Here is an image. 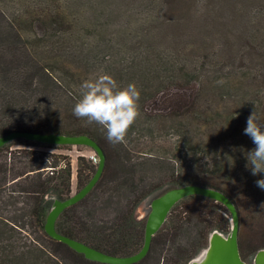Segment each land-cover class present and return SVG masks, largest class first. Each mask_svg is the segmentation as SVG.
Wrapping results in <instances>:
<instances>
[{
	"label": "trees",
	"instance_id": "trees-1",
	"mask_svg": "<svg viewBox=\"0 0 264 264\" xmlns=\"http://www.w3.org/2000/svg\"><path fill=\"white\" fill-rule=\"evenodd\" d=\"M32 1L35 10L24 5V14L0 27V136L15 129L88 134L106 156L96 183L61 211L56 230L128 256L144 242L146 215L137 216L138 205L155 191L199 184L222 190L236 204L243 259L264 248V190L256 183L264 173L254 176L246 167L255 145L244 133L254 111L264 125L261 39L252 38L245 62L237 63L216 49L198 55L206 45L185 50L162 39L158 27L177 14L178 0H143L161 7L138 24L118 9L97 8L96 0ZM69 2L76 9L67 8ZM37 23L43 32L32 28ZM105 59L109 64L100 71L121 85L135 82L141 93L139 116L118 144L108 142L100 125L73 115L80 85ZM145 137L150 143L143 148ZM72 146L22 137L0 146V264H111L86 258L44 228L53 200L72 194L71 160L54 150ZM96 168L88 155L76 157V190ZM230 217L222 202L188 195L171 208L147 253L130 264H188L213 230L229 231ZM29 232L38 234L30 238Z\"/></svg>",
	"mask_w": 264,
	"mask_h": 264
},
{
	"label": "rangeland",
	"instance_id": "rangeland-1",
	"mask_svg": "<svg viewBox=\"0 0 264 264\" xmlns=\"http://www.w3.org/2000/svg\"><path fill=\"white\" fill-rule=\"evenodd\" d=\"M96 1L98 2L96 4L97 8L108 7L118 9L122 14H125L126 17L130 18L131 22L134 24H138L139 21L142 22L145 20L144 13L161 7V5L158 4L155 8L151 7L152 4L149 3V1L145 2L143 0ZM178 1L179 2L176 4V10H174L177 14L166 23L161 24L158 27V30L156 29L165 42L180 45L185 50H197L206 45L207 47L205 46L197 52L198 55H200V53L202 54L204 51L209 52L216 49L218 52H227L226 57L230 58L235 56V61L237 63H239L240 58L241 61L245 62L246 49L251 45V42L253 41L252 38L258 37L264 44V0ZM24 5H26V7L30 10H35L36 8V3L32 0H15V2L9 0V3L7 0H0V27L2 29L5 27L7 28L9 25L8 19H10L12 15L17 16L24 14ZM76 7V2H69L67 5V8L76 9ZM123 19L124 17L112 23V33L114 31V27L117 28L118 24L120 25ZM32 28L38 29V33L43 32L44 29L41 23H37L36 27L34 26ZM258 50L261 52L262 47L255 49V52H251V54H257L259 52ZM217 54L218 53L215 54L216 57L218 56ZM112 57L113 55L108 54V58L111 59ZM110 59H105L101 63L95 64V68L91 72L90 76L100 71L101 67L104 68L106 64H109L108 60ZM240 65L242 64L240 63ZM218 72L224 73L225 71L223 72V70H219ZM57 75L59 76V74ZM244 91L245 90H239V92ZM175 92H177V90H175ZM150 111L153 112L152 109ZM142 140H144V145L142 146L143 148H146L150 143V138L145 137ZM160 142L161 144H165L164 137H161ZM54 151L67 154L71 160V182L72 193H74L76 191V157L79 154L88 155L92 152V149L88 146L78 149L75 145H73L69 149ZM159 191L160 190L153 192L138 205L136 213L137 216L141 215L139 218L144 217L148 213L150 200ZM29 233L30 238H35V233L36 235L38 234L37 232ZM39 235L42 236L41 233H39ZM254 254L255 253L251 254L246 260L251 263Z\"/></svg>",
	"mask_w": 264,
	"mask_h": 264
},
{
	"label": "water",
	"instance_id": "water-1",
	"mask_svg": "<svg viewBox=\"0 0 264 264\" xmlns=\"http://www.w3.org/2000/svg\"><path fill=\"white\" fill-rule=\"evenodd\" d=\"M18 137L52 144H82L90 147L97 153V168L91 179L85 186L76 190L69 197L54 199L44 225L45 231L49 236L83 253L86 258L111 264H130L138 261L147 253L152 236L160 229L174 204L188 195L200 194L222 202L231 216V226L227 233L213 230L209 235L207 246L204 248L208 250V256L203 264H264V248L255 252L251 263L241 256L239 248L240 217L233 200L225 192L216 187L199 184H184L169 188L150 200V208L145 220L144 242L141 249L134 254L128 256L112 255L80 240L61 234L55 228L56 218L61 211L77 202L93 187L103 171L106 159L105 153L101 146L88 134H66L19 129L11 130L1 135L0 146ZM195 258H192L188 264H199V261Z\"/></svg>",
	"mask_w": 264,
	"mask_h": 264
},
{
	"label": "clouds",
	"instance_id": "clouds-1",
	"mask_svg": "<svg viewBox=\"0 0 264 264\" xmlns=\"http://www.w3.org/2000/svg\"><path fill=\"white\" fill-rule=\"evenodd\" d=\"M140 90L135 82L121 85L103 70L85 79L80 85V96L73 107V115L89 124L100 125L106 131V139L112 144L122 143L139 116ZM244 133L253 141L255 148L247 153L252 175L264 173V125L258 122L255 111L247 118ZM264 190V178L256 181ZM208 250L200 251L199 264L207 259Z\"/></svg>",
	"mask_w": 264,
	"mask_h": 264
},
{
	"label": "built area",
	"instance_id": "built-area-1",
	"mask_svg": "<svg viewBox=\"0 0 264 264\" xmlns=\"http://www.w3.org/2000/svg\"><path fill=\"white\" fill-rule=\"evenodd\" d=\"M88 156L91 158L92 162L94 163L98 162V155L94 150H92V152H90Z\"/></svg>",
	"mask_w": 264,
	"mask_h": 264
},
{
	"label": "crops",
	"instance_id": "crops-1",
	"mask_svg": "<svg viewBox=\"0 0 264 264\" xmlns=\"http://www.w3.org/2000/svg\"><path fill=\"white\" fill-rule=\"evenodd\" d=\"M139 210V209H138ZM140 213L142 214V212L140 211ZM138 217H141V215H138Z\"/></svg>",
	"mask_w": 264,
	"mask_h": 264
}]
</instances>
